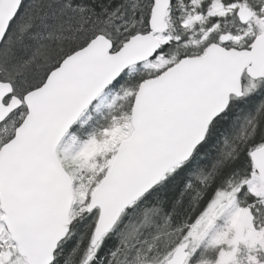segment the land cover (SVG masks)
<instances>
[{
  "label": "snow or ice",
  "instance_id": "obj_1",
  "mask_svg": "<svg viewBox=\"0 0 264 264\" xmlns=\"http://www.w3.org/2000/svg\"><path fill=\"white\" fill-rule=\"evenodd\" d=\"M0 264H264V0H0Z\"/></svg>",
  "mask_w": 264,
  "mask_h": 264
}]
</instances>
